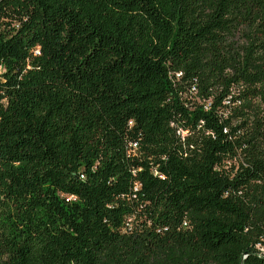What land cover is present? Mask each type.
Returning a JSON list of instances; mask_svg holds the SVG:
<instances>
[{"label":"trees","instance_id":"1","mask_svg":"<svg viewBox=\"0 0 264 264\" xmlns=\"http://www.w3.org/2000/svg\"><path fill=\"white\" fill-rule=\"evenodd\" d=\"M264 0H0V264H264Z\"/></svg>","mask_w":264,"mask_h":264},{"label":"rangeland","instance_id":"2","mask_svg":"<svg viewBox=\"0 0 264 264\" xmlns=\"http://www.w3.org/2000/svg\"><path fill=\"white\" fill-rule=\"evenodd\" d=\"M253 251L255 254L264 257V244L260 243V244L255 245L253 247Z\"/></svg>","mask_w":264,"mask_h":264},{"label":"built area","instance_id":"3","mask_svg":"<svg viewBox=\"0 0 264 264\" xmlns=\"http://www.w3.org/2000/svg\"><path fill=\"white\" fill-rule=\"evenodd\" d=\"M259 246V245H258ZM262 257V256H261Z\"/></svg>","mask_w":264,"mask_h":264}]
</instances>
